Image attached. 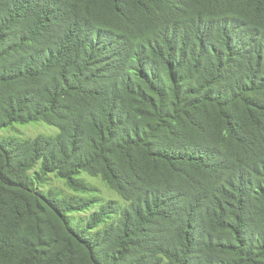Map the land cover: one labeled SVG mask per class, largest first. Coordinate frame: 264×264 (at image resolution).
Instances as JSON below:
<instances>
[{
  "label": "trees",
  "instance_id": "obj_1",
  "mask_svg": "<svg viewBox=\"0 0 264 264\" xmlns=\"http://www.w3.org/2000/svg\"><path fill=\"white\" fill-rule=\"evenodd\" d=\"M0 264H264V0H0Z\"/></svg>",
  "mask_w": 264,
  "mask_h": 264
},
{
  "label": "rangeland",
  "instance_id": "obj_2",
  "mask_svg": "<svg viewBox=\"0 0 264 264\" xmlns=\"http://www.w3.org/2000/svg\"><path fill=\"white\" fill-rule=\"evenodd\" d=\"M17 129H19V132L15 133L12 136H16L17 138H21L23 140L35 138L38 136H47L52 135L53 133H56V129L51 128L47 124L43 123H33L26 126L19 125L17 126ZM63 189V188H62ZM106 195H109V192L105 193ZM110 196V195H109Z\"/></svg>",
  "mask_w": 264,
  "mask_h": 264
}]
</instances>
